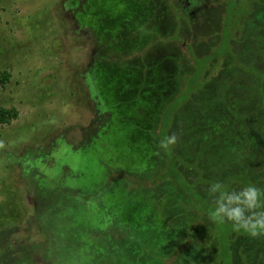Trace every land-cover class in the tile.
Returning <instances> with one entry per match:
<instances>
[{"label": "rangeland", "instance_id": "1", "mask_svg": "<svg viewBox=\"0 0 264 264\" xmlns=\"http://www.w3.org/2000/svg\"><path fill=\"white\" fill-rule=\"evenodd\" d=\"M187 1L192 29L223 55L226 1ZM260 4L237 24L255 34L230 42L249 68L226 69L182 55L167 0H0V107L18 113L0 124V264H161L179 242L189 249L166 264H264V237L233 233L212 205L197 214L210 202L204 182H222L256 150L251 168H264L251 79L264 73ZM170 128L177 142L164 149ZM173 148L183 169L195 161L193 185L157 180Z\"/></svg>", "mask_w": 264, "mask_h": 264}, {"label": "trees", "instance_id": "2", "mask_svg": "<svg viewBox=\"0 0 264 264\" xmlns=\"http://www.w3.org/2000/svg\"><path fill=\"white\" fill-rule=\"evenodd\" d=\"M225 1L227 4V8L225 9L224 26H225V28H228L229 31H225L226 34H224L226 36V40H225V47H224L223 55H218V54L212 53V50L217 48V46H218L217 43H215V45H213V43H208L207 39L205 40L204 34L196 32L195 29H192L193 25H195L194 22L196 21V19H198V18H195L196 14H198V12L194 9L189 10V11L186 10L185 3H187L188 1L183 2V0H167V6H165V7L168 9V12L171 13L170 15L174 16V18H176V21H177V18H178V20L179 19L182 20L181 29L177 28V26H176V28L173 31V34L170 36L169 39L181 42V44H183V45H180L181 48L184 47V49H183L184 52L182 55H186L187 57L194 55L197 63L200 60L202 61V59H207V62H205V63L207 65V67H209V68L211 66L215 67L214 64L217 65L223 59L226 62L225 63L226 69H232L233 67H240L241 69H248L249 68L248 66H246L245 64H243L242 62L237 60L238 59L237 58L238 50L236 49V45L240 44V42L246 43V41H248V38L246 37L248 35V31L249 32L252 31V32H254V34H255V31H253L252 29L246 31L245 29L239 27V25H237L238 19H239V17H241V18L250 17L251 16L250 13H252L251 7L256 6V5L261 7L260 3H262V0H225ZM221 3H222V1L219 2V0H214V1L203 0L199 4L202 5V9H207V7H218L219 4H221ZM230 3H232V7H231V9H228ZM251 3H252V6L250 5ZM263 8H264V6H263ZM236 16H238V17H236ZM235 17H236V20H235ZM184 28L185 29H188V28L192 29L190 31L191 36L188 38L185 37V39L180 40L179 39L180 32H183ZM198 34H200V35H198ZM233 36H236V38L239 40V42L235 43L236 45L233 44L234 46H233V48H231V46H232L231 43L233 42L234 39H236ZM242 38H243V41H241ZM201 46H204L206 51L204 53L199 54L200 52L199 53H197V52ZM211 55H214V60H211L209 58ZM234 61H235V63H234ZM201 63H203V62H201ZM251 76H252L251 79H253L254 83L258 87V90H259L258 95L262 101V103L260 105L259 104L257 105V113H256V116L254 117V127L256 130L255 137H254V142H255L256 146H254V150H256V149H260V147L264 148V124H262V122L260 121L261 117L263 116L262 112L264 110V109H262L264 107V73L258 72V71H253L251 73ZM8 79H9V74L7 71L0 72V87H4V85L8 81ZM17 116H18L17 110H15L14 108L7 109V108L0 107V124H10V122L12 120L16 119ZM170 134H171V128L169 131V135ZM182 155H183V152L177 153L176 150H174V148H173V150L170 154V157L166 158L167 162H169V163L166 164L167 162H164V167H166V168L160 170L161 175L157 176V180L172 181V182H176L179 184H181V182L187 183V181H188L187 184H191V185H193L195 182H197L195 177H198V179L200 177L195 176V170H196L195 161L190 163V165H192V166H190V168H188L187 170L183 169V165H181V166L179 165V164H182V159H185V157L181 158ZM256 158H257V150L253 152L251 158L247 161L245 166L241 165L240 167H238L234 171L228 172V170H226V172H225L226 177L223 176L225 178L222 181V183H224L229 188H232V185L234 183H231V182H234V180L238 181L239 180L238 177L241 176L244 179L243 186L251 184V185H254L257 188L261 189L262 191H264V168H262V166L258 167L259 169L257 171H254L251 168L255 164ZM263 167H264V165H263ZM205 173L207 174V171H205ZM182 175L184 176V178ZM227 175H228V177H227ZM187 176L191 177V180H189L187 178ZM204 184L206 185V187L204 188V192H203L204 195H202V197L204 199L203 202L204 201L206 202L207 200L210 202L206 207L205 206L202 207V205L204 203L201 204V207H199V206L197 207L198 208L197 214H199V215H202L203 213L206 214V212H207L206 210L202 211L201 209H206L209 205H212V201H211L209 194H208L209 186L212 184V182L211 181H210V183L204 182ZM56 194L57 193H54L51 196L52 197L51 201L53 198H54V200L52 202L50 201L48 204H50V205L52 204V206H54V204H56L57 201H59L60 198ZM192 195L195 196L196 194L194 193ZM201 202H202V200H201ZM196 225H197V223H196ZM231 226H232L231 229L233 228V233L238 234V230L233 225H231ZM238 235L240 237H244V238L251 237L247 233L243 232L242 230H240V233ZM262 237H264V235L257 236V238H262ZM254 238H256V237H254ZM185 239H186V237H185ZM198 240H201V237ZM179 243H181V242H179ZM179 243L177 245L173 246L171 252L167 256H165V258H163L161 260V264H166L169 259H175L176 256L181 254L182 251H187L189 249V247L187 246L188 244H187V245H185V247H187V248H184V250H183V243H182V245L181 244L179 245ZM227 247H228L227 243H225L224 245L222 244L221 247L219 246L218 256L221 255V259L224 257V255H226L228 253ZM242 260H243V258H242ZM50 262L52 264H65L66 263L65 261L63 262V261L57 260L55 257L54 258L51 257Z\"/></svg>", "mask_w": 264, "mask_h": 264}, {"label": "clouds", "instance_id": "3", "mask_svg": "<svg viewBox=\"0 0 264 264\" xmlns=\"http://www.w3.org/2000/svg\"><path fill=\"white\" fill-rule=\"evenodd\" d=\"M175 133L161 141L164 149L175 145ZM212 201V217L217 222L231 223L237 230H242L251 237L264 235V191L254 185L229 188L220 181L209 186Z\"/></svg>", "mask_w": 264, "mask_h": 264}]
</instances>
